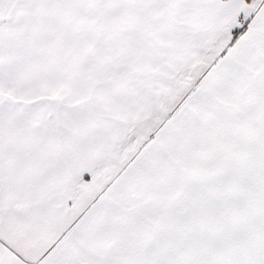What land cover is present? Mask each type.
Listing matches in <instances>:
<instances>
[{
    "label": "snow or ice",
    "instance_id": "snow-or-ice-1",
    "mask_svg": "<svg viewBox=\"0 0 264 264\" xmlns=\"http://www.w3.org/2000/svg\"><path fill=\"white\" fill-rule=\"evenodd\" d=\"M0 264H264V0H0Z\"/></svg>",
    "mask_w": 264,
    "mask_h": 264
}]
</instances>
